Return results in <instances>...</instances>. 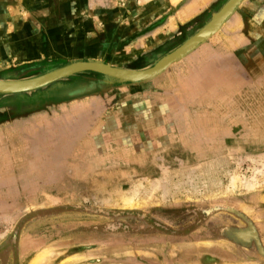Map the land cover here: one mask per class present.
<instances>
[{
	"label": "rangeland",
	"instance_id": "obj_1",
	"mask_svg": "<svg viewBox=\"0 0 264 264\" xmlns=\"http://www.w3.org/2000/svg\"><path fill=\"white\" fill-rule=\"evenodd\" d=\"M227 1L0 0V80L150 68ZM0 264H264V0L152 78L0 93Z\"/></svg>",
	"mask_w": 264,
	"mask_h": 264
},
{
	"label": "water",
	"instance_id": "obj_2",
	"mask_svg": "<svg viewBox=\"0 0 264 264\" xmlns=\"http://www.w3.org/2000/svg\"><path fill=\"white\" fill-rule=\"evenodd\" d=\"M240 2L241 0H228L224 6L212 17V19L198 32L187 39L178 48L163 56L150 68L144 70H127L112 68L97 63V61H74L33 78L11 80L12 82L7 83L0 82V93L8 94L34 90L58 79L81 71L100 72L118 81L137 82L152 78L161 72L166 66L186 55L199 43L203 42L206 38L212 35Z\"/></svg>",
	"mask_w": 264,
	"mask_h": 264
},
{
	"label": "bare ground",
	"instance_id": "obj_3",
	"mask_svg": "<svg viewBox=\"0 0 264 264\" xmlns=\"http://www.w3.org/2000/svg\"><path fill=\"white\" fill-rule=\"evenodd\" d=\"M173 1H175V0H173ZM140 15H142V12H140L138 15H136V16H140ZM97 63H100V64H103V65H106V66H109V67H112V68H119V67H116V66H112V65H110V64H106V63H104V62H100V61H97ZM119 69H122V68H119ZM0 82H4V83H7V82H12L11 80H2V81H0ZM229 203V202H228ZM234 205V204H233ZM230 208V207H229ZM258 224V223H257ZM242 235H244V237L245 238H247V234L245 233V234H242ZM250 241V240H249ZM258 248V247H257ZM39 257V256H38ZM37 257V258H38Z\"/></svg>",
	"mask_w": 264,
	"mask_h": 264
},
{
	"label": "crops",
	"instance_id": "obj_4",
	"mask_svg": "<svg viewBox=\"0 0 264 264\" xmlns=\"http://www.w3.org/2000/svg\"><path fill=\"white\" fill-rule=\"evenodd\" d=\"M175 2V1H174ZM192 8V5H190L189 7H187V11H190ZM26 183V182H25Z\"/></svg>",
	"mask_w": 264,
	"mask_h": 264
}]
</instances>
